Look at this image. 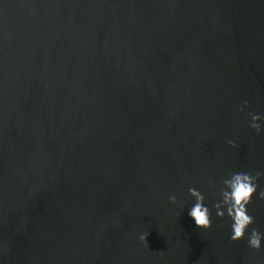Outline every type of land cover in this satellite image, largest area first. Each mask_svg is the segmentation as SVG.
<instances>
[{
	"label": "water",
	"instance_id": "1",
	"mask_svg": "<svg viewBox=\"0 0 264 264\" xmlns=\"http://www.w3.org/2000/svg\"><path fill=\"white\" fill-rule=\"evenodd\" d=\"M0 264H264V0H0Z\"/></svg>",
	"mask_w": 264,
	"mask_h": 264
}]
</instances>
